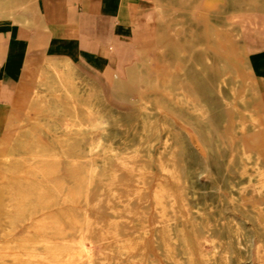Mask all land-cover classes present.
<instances>
[{
    "label": "bare ground",
    "instance_id": "bare-ground-1",
    "mask_svg": "<svg viewBox=\"0 0 264 264\" xmlns=\"http://www.w3.org/2000/svg\"><path fill=\"white\" fill-rule=\"evenodd\" d=\"M138 1V10L156 13L154 37L136 50L124 76L102 70L109 93L129 103V112L106 111L96 79L69 58L54 63L55 57L42 56L51 63L34 72L31 96L20 99L25 112L8 113V136L0 140L7 144L0 156V242L10 238L0 244V264H243L250 255L241 251L251 248V264H264V165L253 150L264 141V104L242 29L228 18L264 15V0ZM43 13L39 0H0V26L32 32L28 51L52 33ZM52 109L59 114L52 116ZM98 111L123 128L119 143L106 134L102 144H92ZM86 140L98 148L103 169L93 176L82 167L83 176L75 177L71 166L87 164L89 155L80 152ZM220 149L232 150L227 164L239 165L248 178L230 200L262 230L261 240L244 245L238 219L229 221L234 263L223 226L204 225L211 228L199 234L193 210H200L190 201L192 169L196 177L207 174ZM219 184L211 189L222 201ZM133 222L141 226L126 230ZM16 228L24 230L16 235ZM85 239L98 249H86Z\"/></svg>",
    "mask_w": 264,
    "mask_h": 264
},
{
    "label": "crops",
    "instance_id": "crops-1",
    "mask_svg": "<svg viewBox=\"0 0 264 264\" xmlns=\"http://www.w3.org/2000/svg\"><path fill=\"white\" fill-rule=\"evenodd\" d=\"M138 7V0H39L52 33L45 45L30 51L32 32L0 26V102L10 104L18 85L30 84L42 56H53L57 61L67 57L81 72L104 85L102 73L107 67L124 76L125 68L138 58L136 50L154 37L155 11ZM247 49L264 104V37L248 43ZM26 58L32 62L25 67ZM253 150L260 152L263 166L264 141Z\"/></svg>",
    "mask_w": 264,
    "mask_h": 264
},
{
    "label": "rangeland",
    "instance_id": "rangeland-1",
    "mask_svg": "<svg viewBox=\"0 0 264 264\" xmlns=\"http://www.w3.org/2000/svg\"><path fill=\"white\" fill-rule=\"evenodd\" d=\"M229 20L239 26L242 29L243 36L242 40L246 43V46H248V43H252L253 41L264 37V15L257 13L254 15H249L243 12H235L232 14H228ZM7 26H3L4 28ZM1 28V27H0ZM55 59V58H54ZM53 61V60H52ZM59 62L55 59L53 61ZM51 63V61H45V60H39L36 63V68L43 67V69H46L48 64ZM251 64V63H250ZM252 66V65H251ZM58 69H61V67H58ZM23 78L21 79V82L23 83ZM35 78L30 79V84H21L18 85L16 94L12 98V106L10 107L9 104L0 102V140L5 141L8 136V131L5 129V122L7 119L8 113L12 114L15 117H20L25 112V101L20 100L22 98H29L32 94V91L35 87ZM98 94L102 97V102L106 108V111L113 112V111H127L129 112V109H131V105L129 103H122L117 100L109 93L108 88L97 81L96 83ZM143 92H146V90H143ZM89 97V95L81 96L76 95V98L80 100H86L84 98ZM50 114L52 116H56L59 113L52 109L50 110ZM92 119L96 120V123L93 126V129L95 132L93 133V141L92 144L99 145L103 143L104 135L110 134L112 135V143L117 144L120 142V139L122 138L123 134V128L115 122V119L111 115H106L102 111H98L96 114L92 116ZM176 126V124H175ZM105 130L104 132L102 130ZM130 134V133H128ZM163 140V133L160 134V137L155 145V147L152 149L153 152H156L158 150V147H160ZM91 142V141H90ZM86 145L83 146L80 149V152L82 155H89L87 158H84L83 161L87 163L85 166L78 165V166H71V169L73 170L75 177H82L83 174L80 173V169L82 167H87L89 170L93 171V176L98 175L97 173H100V171L103 169V164L100 156V152L98 148H89L88 143L89 141H85ZM7 147L6 143L0 144V156L5 152ZM194 148L189 147L186 148V151H192ZM221 150V149H220ZM224 150V151H223ZM221 150L222 153L219 155L218 159L215 160V162H210L207 164V174H202L199 177H196L195 170L192 169V179H191V189H190V201L192 206H195L197 209L200 210L199 213H196L195 209L193 210V217L195 220V226L196 230L199 234L205 233L206 230L210 229L207 227H204V225L208 226H216V225H222L221 232L223 235V238L227 242V248L229 251L228 255V261L230 263H234L235 257L233 255V245L231 242H234L235 237L231 234L234 232L235 228L229 225V221H231L232 218L238 219V224L240 229L238 228L240 235V241L244 245H248L249 242H256L258 240H261L262 237V230L260 227L254 225L252 222V219H248V215H245L238 205L235 204V202L231 201L230 198L231 195L238 196L239 191L241 190V187L247 183L248 178L247 175L241 174L240 166L237 164L228 163L227 160L228 157L231 158L233 153L231 149H223ZM199 155V154H198ZM66 176V175H65ZM71 176V175H69ZM90 176V175H89ZM123 177H126V174H122ZM59 177V175H57ZM88 177V175H87ZM220 183L221 187V195H222V201H219L218 193L215 190H212V186H216L217 182ZM153 183L148 182V186L151 187ZM1 189V188H0ZM3 191L0 190V195ZM1 200V196H0ZM138 202L135 199H132L130 201L131 207H136ZM197 203L199 205H197ZM197 205V206H196ZM118 206H122L120 203ZM149 207V206H147ZM146 207V208H147ZM252 214L251 212H249ZM1 214V213H0ZM111 215L110 213H108ZM247 218H245V217ZM206 219L208 221L203 222L202 220ZM1 216H0V225H1ZM129 227H127L126 230H131L133 228H138L141 226L140 222H133L132 224H126ZM216 228L213 227V230ZM24 230V228H16V235L21 233ZM10 236L12 235V232L8 233ZM15 237V236H14ZM13 237V238H14ZM3 242H0V244H7L10 238L9 236H3ZM69 239H72L69 238ZM87 239L83 240V245L86 249H95L97 250L98 247L95 243H91ZM67 244H71V242H67ZM205 248H208V245L205 246ZM247 252H249V259H245L243 261V264H251L255 262V258L252 256L253 249L249 250H242L241 253L246 256ZM81 257H76V260H80Z\"/></svg>",
    "mask_w": 264,
    "mask_h": 264
}]
</instances>
